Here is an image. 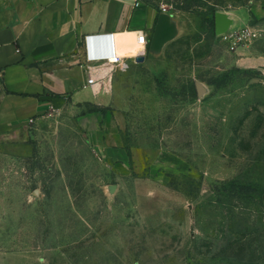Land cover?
Listing matches in <instances>:
<instances>
[{"label": "rangeland", "instance_id": "obj_1", "mask_svg": "<svg viewBox=\"0 0 264 264\" xmlns=\"http://www.w3.org/2000/svg\"><path fill=\"white\" fill-rule=\"evenodd\" d=\"M142 1L181 23L113 80L129 160L73 111L0 131V264H264V0Z\"/></svg>", "mask_w": 264, "mask_h": 264}, {"label": "crops", "instance_id": "obj_2", "mask_svg": "<svg viewBox=\"0 0 264 264\" xmlns=\"http://www.w3.org/2000/svg\"><path fill=\"white\" fill-rule=\"evenodd\" d=\"M159 14L142 0H0V131L73 111L97 150L127 162L109 109L113 80L148 48L136 55L143 49L136 43L120 48L117 36L136 41L144 31L151 39ZM109 38L120 62L87 58L89 40L97 55L110 52Z\"/></svg>", "mask_w": 264, "mask_h": 264}, {"label": "water", "instance_id": "obj_3", "mask_svg": "<svg viewBox=\"0 0 264 264\" xmlns=\"http://www.w3.org/2000/svg\"><path fill=\"white\" fill-rule=\"evenodd\" d=\"M215 19L217 22V35L228 33L234 24V20L224 12H217ZM180 23V18L167 12H161L149 42L148 55L160 56L165 46L180 35ZM145 61V55L136 58L138 63H144Z\"/></svg>", "mask_w": 264, "mask_h": 264}, {"label": "built area", "instance_id": "obj_4", "mask_svg": "<svg viewBox=\"0 0 264 264\" xmlns=\"http://www.w3.org/2000/svg\"><path fill=\"white\" fill-rule=\"evenodd\" d=\"M165 12L167 11L166 9L164 10ZM229 34V33H228ZM228 34H223L225 35V39H229V36ZM232 37H234V35H231V39ZM110 40V52H105V53H100V54H95V49L92 45V40H89V43L92 47V53H91V59L90 60H95V61H98V60H101V59H107L111 62H113V60H115L116 63L120 62L122 60V56H113L114 54V50L112 48V42H113V38H109ZM137 41L144 45L145 46V50L148 48L149 46V42H150V37L148 36L147 33H145L144 31H140L137 33ZM115 55V54H114Z\"/></svg>", "mask_w": 264, "mask_h": 264}, {"label": "bare ground", "instance_id": "obj_5", "mask_svg": "<svg viewBox=\"0 0 264 264\" xmlns=\"http://www.w3.org/2000/svg\"><path fill=\"white\" fill-rule=\"evenodd\" d=\"M117 41H118V46L120 48H125L127 46H130L133 43H136L137 46L141 47L143 50H145V46L140 44L137 40H131L128 39V35H121V36H117Z\"/></svg>", "mask_w": 264, "mask_h": 264}, {"label": "clouds", "instance_id": "obj_6", "mask_svg": "<svg viewBox=\"0 0 264 264\" xmlns=\"http://www.w3.org/2000/svg\"><path fill=\"white\" fill-rule=\"evenodd\" d=\"M86 46H87V47H86L87 58H88V59H91L92 47H91L90 43H87Z\"/></svg>", "mask_w": 264, "mask_h": 264}, {"label": "trees", "instance_id": "obj_7", "mask_svg": "<svg viewBox=\"0 0 264 264\" xmlns=\"http://www.w3.org/2000/svg\"><path fill=\"white\" fill-rule=\"evenodd\" d=\"M182 10L190 11L188 8H183ZM216 13H217V11L214 12V16ZM97 110H98V108H94L92 111H97ZM240 189H241V191L246 192V191H248L249 188L242 186Z\"/></svg>", "mask_w": 264, "mask_h": 264}, {"label": "flooded vegetation", "instance_id": "obj_8", "mask_svg": "<svg viewBox=\"0 0 264 264\" xmlns=\"http://www.w3.org/2000/svg\"><path fill=\"white\" fill-rule=\"evenodd\" d=\"M213 19H214V31L217 34V22H216L215 16Z\"/></svg>", "mask_w": 264, "mask_h": 264}]
</instances>
